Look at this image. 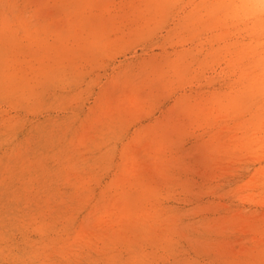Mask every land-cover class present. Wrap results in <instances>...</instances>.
I'll list each match as a JSON object with an SVG mask.
<instances>
[{"label": "rangeland", "instance_id": "374dc122", "mask_svg": "<svg viewBox=\"0 0 264 264\" xmlns=\"http://www.w3.org/2000/svg\"><path fill=\"white\" fill-rule=\"evenodd\" d=\"M0 264H264V0H0Z\"/></svg>", "mask_w": 264, "mask_h": 264}]
</instances>
